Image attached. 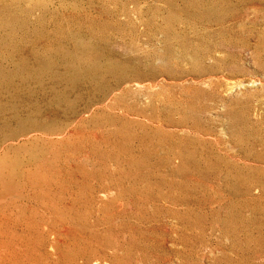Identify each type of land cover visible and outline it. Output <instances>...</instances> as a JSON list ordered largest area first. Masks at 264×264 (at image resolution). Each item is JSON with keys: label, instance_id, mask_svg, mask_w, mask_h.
Wrapping results in <instances>:
<instances>
[{"label": "rangeland", "instance_id": "1", "mask_svg": "<svg viewBox=\"0 0 264 264\" xmlns=\"http://www.w3.org/2000/svg\"><path fill=\"white\" fill-rule=\"evenodd\" d=\"M0 264H264V0H0Z\"/></svg>", "mask_w": 264, "mask_h": 264}]
</instances>
